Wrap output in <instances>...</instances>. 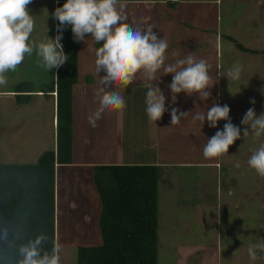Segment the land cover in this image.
Masks as SVG:
<instances>
[{
	"label": "rangeland",
	"instance_id": "rangeland-1",
	"mask_svg": "<svg viewBox=\"0 0 264 264\" xmlns=\"http://www.w3.org/2000/svg\"><path fill=\"white\" fill-rule=\"evenodd\" d=\"M56 1L33 0L29 5L31 14L35 15V30L31 38L37 43L44 41L47 36L54 38L55 20L49 16V13L54 12ZM246 6L241 2L231 4L229 7L223 4L224 10L229 12L223 14L222 25L227 28L228 24L237 23L240 44L247 49L264 52V1L262 6ZM250 17H253V21ZM253 35H260L261 38H257L254 42L250 39L254 38ZM89 39L95 42L91 37ZM84 45L88 44L84 43ZM101 46L102 44H94L95 51ZM226 47L232 48L231 52L226 51ZM91 49L92 46L90 48L86 46V49L80 47V60L78 59V72L82 86H78L76 89L77 104H79V99L81 104L79 106H82L85 111L86 108L88 109V116L84 120L91 114L93 104L98 103L93 93L94 89L101 87V85L98 86L100 76L95 71L96 55H91ZM190 52H198V50L194 49ZM263 52L262 54L251 52L244 54L233 50L231 45L222 41L217 60L214 62L211 58L207 61L211 65L210 75L216 83L213 88L217 86V93L212 90V98L209 99V102L213 104L214 101H218L221 106L227 104L231 108L232 123L242 129V134L244 125L241 124V120L249 108L254 107L258 116L264 113ZM41 64V58L34 52L31 57L25 58L17 71L7 73L9 83L0 89L9 88L12 85L17 86L20 83L28 84L29 81L36 89H52L53 70L48 71ZM234 65L240 66L242 73L240 80L231 84L230 93L229 81L225 75L228 69ZM86 70L89 72L86 73ZM83 74L88 77L82 76ZM90 82L95 87L90 86L88 84ZM88 86L90 88L87 92ZM252 99L256 101L255 105L250 103ZM12 101L14 99L0 98V109H6L8 106L11 108ZM49 102L51 104L52 100L46 97H33L29 101L34 107L33 112L38 113L46 110L38 116L32 113L31 124L28 126L31 128V137L35 140H32V144L36 145L39 142L41 147L43 149L45 147L46 150L51 149L56 140V127L54 129L52 127V105H49V109L46 105ZM54 110L56 111V108ZM225 123L226 121H219L217 129L222 130ZM87 128L86 133L94 135L95 141L99 140L100 132L97 120L95 126L90 123ZM89 128L91 129L89 130ZM142 134L147 136L146 132ZM261 144H264V135L257 138L251 132L244 140L240 139L235 142L232 146L235 150L233 171L237 164L239 167L236 173H232V171L231 174H228L225 164H223L221 171L223 182L218 183V193H216L215 186H212V180L202 179L200 171L192 170L190 173H185L186 178L183 180V173L176 176L172 170L167 175L165 182L159 181L157 264H264V252L257 250L260 259L254 262L248 256L249 244L264 242V178H261L248 165L250 158L248 154L252 155ZM172 145L173 148L178 146L177 142ZM16 149L20 150L21 146L18 145ZM37 150L33 153H36ZM95 151L98 152V148ZM74 158L77 162L78 158L75 156ZM222 159L226 160L224 156ZM13 161L15 160L12 158L0 157V164L15 163ZM27 161L25 163L31 164L35 160ZM219 162L221 163V158H219ZM75 170L79 172V169ZM72 172L74 175L65 182L64 186L62 185L60 199L61 204L63 200V213L61 214L59 209V218H57L59 225H56L58 231L61 232L59 243L62 245V250L65 249L60 254L61 258H64V261L62 260L64 264H77L78 247L96 246L99 242L97 216H94L93 213L100 210V201L95 187L93 186L92 189L90 180H80L76 178L79 174L76 171ZM72 172L65 170L63 174L68 176ZM226 185L233 192L229 203L224 192ZM202 191L207 195H202ZM77 194L81 197L79 204L75 200ZM84 202L88 203V209L91 208V210L77 212L76 215L79 219L76 222V216L71 215V210L77 209L78 206L86 209ZM69 207L70 211L67 210ZM89 231L94 234V238L83 237Z\"/></svg>",
	"mask_w": 264,
	"mask_h": 264
},
{
	"label": "crops",
	"instance_id": "crops-1",
	"mask_svg": "<svg viewBox=\"0 0 264 264\" xmlns=\"http://www.w3.org/2000/svg\"><path fill=\"white\" fill-rule=\"evenodd\" d=\"M264 0H127L126 16L127 23L132 25H140L141 27L151 26L154 31L161 37H166L169 48V63L175 62L176 59L184 58L190 51L197 49L198 52H192L197 59H203L209 61L211 58L215 62L219 57V46L222 41L227 42L233 50L240 51L244 54L251 52L258 54L261 52L247 49L238 41V24H228L227 28L222 25L223 14H228L229 11L224 10L223 4L228 7L231 4H238V2L247 5L246 7H252L253 5L262 6ZM60 1H56V4ZM253 21V17H250ZM250 21V20H248ZM247 35V34H246ZM251 40L260 39L261 37L253 35ZM263 38V36H262ZM87 44L84 45L81 42V48L86 46H92L91 55H96L94 48L95 42L86 37ZM98 44V43H97ZM239 46L242 48L240 49ZM222 48V47H221ZM190 49V51H188ZM232 48L226 47V51L231 52ZM178 53L177 56H173L172 53ZM188 52V53H187ZM264 53V52H263ZM86 54V53H85ZM80 60V55H79ZM217 71V69H216ZM89 72L86 70V73ZM56 69H53V86L52 89L42 90L34 87L33 97L35 98H48L51 99L46 105H52V127H56V81H55ZM84 76V74L82 75ZM88 77V76H84ZM100 80V79H99ZM160 88L167 97L166 107L169 108V112H166L163 119L158 122L150 121L146 113V93L147 88L141 82H137L130 85L127 90H122L121 94L124 96L127 107L120 110L105 111L101 114V117L97 119L99 125L100 137L95 141L94 135H90L87 131V127L90 124L88 118V109L86 111L82 106L77 104V87H81V80L78 72V82L73 87L72 93V161L70 165H58L55 164L54 168V181H55V240L60 242V234L56 225L57 218H59V209L61 214L63 213V200L61 204V189L62 185H65L67 180L74 175L76 171L79 176L76 177L80 180H90L92 177L93 168L96 166H148L156 167L158 169V182H157V206H158V185L159 181L165 182L167 175L174 170L176 176H180L183 173V180L185 173H190L192 170L200 171V176L204 180H212V186H215L216 193H218V183L222 180V168L225 164L226 173L231 174L233 171V150L232 146L229 149V153L225 154V161L221 158L206 159L203 156V146L207 142V138L212 137L217 128H211L208 126L207 121L204 126L199 121H194L193 116L197 112L206 113L208 107H211L212 103L201 101L198 96L189 97L185 93H181L177 97V103L172 104L171 90L168 85L172 82V75H166L161 78ZM30 83V81H29ZM90 86L95 87L93 83H88ZM90 86L87 87V92ZM100 86V83L99 85ZM15 85L9 88L0 89V98L14 99L10 106L6 109H0V157L12 158L15 163H7L0 165H29L27 160H35L45 151L54 150L55 145L53 143L51 149H44L40 143L32 144L31 128L28 126L31 124L32 113L35 116L42 115L44 112H33V106L28 104H20V100L16 98ZM108 90L115 91L116 86L113 85L110 88L105 85ZM217 86L212 88L214 93H217ZM96 89H94L93 93ZM211 90V91H212ZM32 97V98H33ZM215 99L217 97L215 96ZM88 101V100H87ZM218 102V101H217ZM81 105V104H80ZM98 103L93 104L91 107V114L95 113L98 109ZM172 107H176L181 111L191 112L189 116L183 118L180 123L171 125L170 111ZM33 110V111H32ZM50 112V111H49ZM49 112H47L49 114ZM83 116V119H81ZM21 118V119H20ZM179 126V127H178ZM91 128H89L90 130ZM146 132V135L142 133ZM54 134V132H53ZM176 137H173V136ZM172 140H175L172 142ZM35 141V140H34ZM177 142L178 146L173 148V143ZM21 146V149H16L17 146ZM101 147V149H100ZM98 148V152L95 150ZM172 148V149H171ZM33 149H38L35 152ZM33 153V154H32ZM251 156V154H248ZM75 157L78 158L76 162ZM236 165V164H235ZM75 169H79V172ZM69 170L72 173L68 176L63 174V171ZM236 170V171H235ZM238 167L236 166L232 173H236ZM230 176V175H229ZM232 177V176H231ZM226 178V177H225ZM180 180V179H179ZM215 184V185H214ZM214 188V187H213ZM94 191V190H93ZM227 202L229 203L233 192L230 187L226 185L224 190ZM202 195H207L202 191ZM200 193V195H201ZM71 199V198H70ZM69 199V200H70ZM81 197L78 196L75 200L78 204L81 203ZM89 201V199H88ZM85 208L78 206L77 209L72 211L71 215L76 216L79 212H88V203L84 202ZM91 207V204H90ZM93 208V207H92ZM100 209V206H99ZM82 210V211H81ZM99 212L93 213L94 216H98ZM86 214V213H85ZM92 214V216H93ZM99 236V233H98ZM83 237L94 238V234L90 231ZM263 237V236H262ZM88 239V238H87ZM88 242H90L88 240ZM100 243V237L99 242ZM97 244V245H98ZM96 245V246H97ZM63 249L62 251H64ZM68 252V251H67ZM66 252V253H67ZM65 253V252H64ZM64 258H61V264H64Z\"/></svg>",
	"mask_w": 264,
	"mask_h": 264
},
{
	"label": "clouds",
	"instance_id": "clouds-1",
	"mask_svg": "<svg viewBox=\"0 0 264 264\" xmlns=\"http://www.w3.org/2000/svg\"><path fill=\"white\" fill-rule=\"evenodd\" d=\"M32 2L0 0V87L8 85L7 73L17 71L25 58L31 57L34 52L41 58V66L48 71H58L65 65L69 55L65 53L61 41L63 31L71 26L74 42L87 43L86 37H91L102 44L96 50L95 59V71L100 76L101 87L95 90L94 96L99 107L88 117L93 126L103 112L125 109L127 103L121 91L138 81L147 88L146 113L153 122L162 120L169 112L167 97L159 86L163 76L172 75L168 88L173 105L178 102L177 97L181 93L189 97L198 96L204 102L212 98L211 90L216 83L210 75L211 65L197 59L191 52L169 63L166 37L158 35L151 26H134L126 22L127 0H66L63 6L49 13L59 22L57 35L54 38L47 36L39 43L31 38L35 30V15L29 8ZM172 55L177 56L178 53L173 52ZM241 73L242 68L238 65L228 69L225 77L229 81L230 93L231 84L240 80ZM105 85L109 88L115 85L117 90H108ZM250 103L255 105L256 101L252 99ZM230 112L227 104L221 106L214 101L206 113L197 112L192 117L203 126L207 121L211 128H218L221 120L226 121L222 130L207 138L203 146L206 159L228 154L230 147L237 140H244L250 132L257 138L264 135V113L258 116L254 107L249 108L241 120L244 125L242 134V129L232 123ZM190 113L172 107L171 125L179 124ZM248 165L264 178V144L252 153ZM236 166L239 167V164ZM48 240L47 233L41 232L25 241L9 222L0 221V259L8 261V264H60L62 245L54 240L51 250H45ZM257 250L264 252V242L249 244L248 256L253 262L260 259Z\"/></svg>",
	"mask_w": 264,
	"mask_h": 264
},
{
	"label": "trees",
	"instance_id": "trees-1",
	"mask_svg": "<svg viewBox=\"0 0 264 264\" xmlns=\"http://www.w3.org/2000/svg\"><path fill=\"white\" fill-rule=\"evenodd\" d=\"M65 2H58L56 8ZM58 23L55 20L54 37ZM61 43L69 60L55 73V149L43 152L34 164L0 165V221L9 222L25 241L41 232L47 233L48 251L55 240V164H71L72 93L78 82L81 52L71 26L63 31ZM15 90L16 98L22 99L19 103L28 104L34 86L20 83ZM157 182L156 167L93 168L91 183L100 201L97 221L100 243L78 247L77 264H157ZM0 264L8 261L0 259Z\"/></svg>",
	"mask_w": 264,
	"mask_h": 264
}]
</instances>
